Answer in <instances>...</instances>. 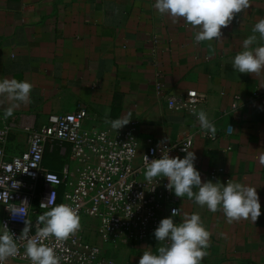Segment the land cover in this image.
Wrapping results in <instances>:
<instances>
[{
	"label": "crops",
	"instance_id": "obj_1",
	"mask_svg": "<svg viewBox=\"0 0 264 264\" xmlns=\"http://www.w3.org/2000/svg\"><path fill=\"white\" fill-rule=\"evenodd\" d=\"M155 0H0V80L28 81L31 99L4 118L12 103L0 97V126L13 125L7 153L28 148L25 128L39 129L50 116L85 108L91 124L111 128L106 120L139 121V137L182 140L195 134L196 160L202 181L228 180L257 188L261 215L228 223L222 211L198 206L186 196L181 215L199 213L212 233L203 264H264V72L259 76L233 70L243 41L264 19V0L236 14L220 39L195 42V30L181 18L161 16ZM258 36V34H257ZM264 44L258 41L252 48ZM206 96L201 109L216 127L201 129L192 112L175 111L168 99L190 91ZM239 98V99H238ZM238 104L234 121V105ZM233 129L230 130V127ZM225 169L212 180L210 172ZM197 191V189H193ZM158 242L104 245L115 264H139L145 250Z\"/></svg>",
	"mask_w": 264,
	"mask_h": 264
},
{
	"label": "built area",
	"instance_id": "obj_2",
	"mask_svg": "<svg viewBox=\"0 0 264 264\" xmlns=\"http://www.w3.org/2000/svg\"><path fill=\"white\" fill-rule=\"evenodd\" d=\"M254 97L264 108V97L258 93ZM168 104L172 110L192 112L197 117L195 113L207 100L194 90L169 98ZM238 107L234 105L235 122ZM91 120V114L82 108L52 115L39 129L27 127L28 148L16 156H9L6 150L13 125L3 120L0 126V233L6 224L19 237L26 219L28 237H34L37 228L43 226L39 216L55 205H71L80 217V228L65 239L51 237L45 241L61 258L60 264H115L105 256L104 245L129 246L155 239L159 221L171 216L172 209H180L184 199L166 189L167 178L158 183L145 179L144 155L149 160L161 158L157 145L163 140L162 147L170 149L171 157L183 158L184 146L193 150L195 134L178 142L142 140L139 121L115 131L92 125ZM54 152L67 159L59 171L45 166L46 156ZM209 176L212 180L225 177V169H213ZM9 209L24 217H14ZM179 217L173 219L177 222ZM26 243V239L17 240L18 254L6 264H31L25 255Z\"/></svg>",
	"mask_w": 264,
	"mask_h": 264
},
{
	"label": "clouds",
	"instance_id": "obj_3",
	"mask_svg": "<svg viewBox=\"0 0 264 264\" xmlns=\"http://www.w3.org/2000/svg\"><path fill=\"white\" fill-rule=\"evenodd\" d=\"M251 6L250 0H155L153 7L161 16H168L176 22L183 19L195 30V42L220 39L221 29L228 27L236 14ZM252 35L243 41V50L238 52L232 61L233 70L242 74L259 76L264 72V44L255 48L251 46L264 41V19L257 21L252 28ZM258 34V36H257ZM33 85L28 81L4 78L0 80V97L12 103L4 112L7 119L13 115L14 109L21 103L31 99ZM201 129L207 135L214 136L216 127L203 110L195 113ZM111 128L118 131L130 121L121 117L106 120ZM232 128L230 127V130ZM160 141L157 148L161 158L149 160L144 155L145 179L151 183L167 178L166 189L174 192L176 197L185 196L194 200L200 207H206L215 213L222 211L228 223L249 220L254 223L261 215V204L257 188L228 180L226 184L219 181H202L201 173L195 167L196 155L188 146L183 147L186 155L171 157L170 149L162 147ZM155 151V149L153 150ZM264 163V155L261 156ZM49 181V178L46 177ZM132 186V185H131ZM197 189L194 191L193 189ZM41 207L43 204L40 205ZM14 217H24L22 213L9 209ZM180 209H172L171 216L159 221L154 230L158 242L155 252L148 247L139 258V264H203L208 255L212 233L206 229L199 213L184 214L179 222L173 218L180 216ZM39 223L34 237H28L29 225L25 219V228L19 237L14 236L3 225L0 233V264L18 254L17 240L26 239L25 255L31 264H60L61 258L53 247L45 244L51 237L57 240L67 238L80 228V217L77 210L68 204H58L39 216Z\"/></svg>",
	"mask_w": 264,
	"mask_h": 264
},
{
	"label": "trees",
	"instance_id": "obj_4",
	"mask_svg": "<svg viewBox=\"0 0 264 264\" xmlns=\"http://www.w3.org/2000/svg\"><path fill=\"white\" fill-rule=\"evenodd\" d=\"M66 162L67 159L61 157L59 152H54L46 156L45 166L50 170L59 171Z\"/></svg>",
	"mask_w": 264,
	"mask_h": 264
}]
</instances>
